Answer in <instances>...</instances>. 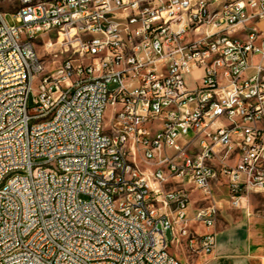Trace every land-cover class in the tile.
<instances>
[{
    "label": "built area",
    "instance_id": "built-area-1",
    "mask_svg": "<svg viewBox=\"0 0 264 264\" xmlns=\"http://www.w3.org/2000/svg\"><path fill=\"white\" fill-rule=\"evenodd\" d=\"M19 4L15 25L0 9V264L212 254L220 202L264 195V0ZM38 40L67 57L48 70Z\"/></svg>",
    "mask_w": 264,
    "mask_h": 264
},
{
    "label": "crops",
    "instance_id": "crops-1",
    "mask_svg": "<svg viewBox=\"0 0 264 264\" xmlns=\"http://www.w3.org/2000/svg\"><path fill=\"white\" fill-rule=\"evenodd\" d=\"M198 199L192 200V207L198 206ZM232 210L221 221L220 210L212 254L188 256L182 247L184 253L177 259L182 264H264V210L255 211L251 196L247 210Z\"/></svg>",
    "mask_w": 264,
    "mask_h": 264
},
{
    "label": "rangeland",
    "instance_id": "rangeland-1",
    "mask_svg": "<svg viewBox=\"0 0 264 264\" xmlns=\"http://www.w3.org/2000/svg\"><path fill=\"white\" fill-rule=\"evenodd\" d=\"M19 0H0V9L2 12L6 13V21L10 25H15V14L14 12L19 8ZM36 42V49L42 60L45 62V66L48 70H52L59 66V64L67 57V54H63V47L60 45L53 49L50 53H47L43 47V43L38 40ZM190 84L192 85L191 81ZM192 200L198 198V194H192ZM252 205L255 208V211L264 210V195H251ZM221 216L220 221L225 220L226 216L233 212L227 202H222L220 204ZM168 240L171 239L170 232L167 233ZM169 252L176 258L182 256L184 251L182 247L171 244L169 246ZM188 254V253H187ZM189 256V255H188Z\"/></svg>",
    "mask_w": 264,
    "mask_h": 264
},
{
    "label": "bare ground",
    "instance_id": "bare-ground-1",
    "mask_svg": "<svg viewBox=\"0 0 264 264\" xmlns=\"http://www.w3.org/2000/svg\"><path fill=\"white\" fill-rule=\"evenodd\" d=\"M62 41H59V45L62 46ZM237 102H246V95H237ZM51 120H53V113H46L43 116V124H50Z\"/></svg>",
    "mask_w": 264,
    "mask_h": 264
}]
</instances>
